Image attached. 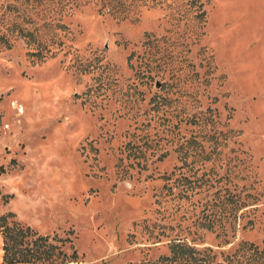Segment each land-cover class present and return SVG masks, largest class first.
I'll return each instance as SVG.
<instances>
[{
    "label": "rangeland",
    "instance_id": "1",
    "mask_svg": "<svg viewBox=\"0 0 264 264\" xmlns=\"http://www.w3.org/2000/svg\"><path fill=\"white\" fill-rule=\"evenodd\" d=\"M3 215L77 264H264V0H0Z\"/></svg>",
    "mask_w": 264,
    "mask_h": 264
},
{
    "label": "trees",
    "instance_id": "2",
    "mask_svg": "<svg viewBox=\"0 0 264 264\" xmlns=\"http://www.w3.org/2000/svg\"><path fill=\"white\" fill-rule=\"evenodd\" d=\"M0 234L5 237L4 250L8 264L30 263L32 260L37 261L42 258H51L53 264H60V261H64L63 264H77L78 262L76 251L69 255L60 246L54 244L49 245L47 250L41 249L48 237H37L32 247L23 246L26 238L31 235V229H24L17 224L11 226L8 223V215L0 217Z\"/></svg>",
    "mask_w": 264,
    "mask_h": 264
}]
</instances>
